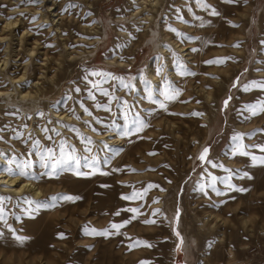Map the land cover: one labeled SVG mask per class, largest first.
I'll use <instances>...</instances> for the list:
<instances>
[{"label":"rangeland","instance_id":"374dc122","mask_svg":"<svg viewBox=\"0 0 264 264\" xmlns=\"http://www.w3.org/2000/svg\"><path fill=\"white\" fill-rule=\"evenodd\" d=\"M0 37V264H264V0H0Z\"/></svg>","mask_w":264,"mask_h":264},{"label":"bare ground","instance_id":"6f19581e","mask_svg":"<svg viewBox=\"0 0 264 264\" xmlns=\"http://www.w3.org/2000/svg\"><path fill=\"white\" fill-rule=\"evenodd\" d=\"M151 3H153V4H156L157 3V1L158 0H149ZM144 3H145V1H143ZM42 18H44V19H46V17L45 16H42ZM10 24H12V23H7V26H9ZM14 26H15V23H14ZM168 37V36H167ZM5 39V37H0V40H4ZM171 40V39H170ZM174 47H176L177 49H179V50H185L188 46H181L180 44H176L175 42H172L171 43ZM162 49V48H161ZM176 50V49H175ZM29 53H32L33 54V50H30V52ZM186 54V53H185ZM4 64V61H3V63H2V65ZM22 78V77H21ZM21 78H20V80H21ZM202 88V87H201ZM201 92V91H200ZM205 92V91H204ZM13 93V92H12ZM203 93V92H202ZM201 93V94H202ZM8 94V93H7ZM206 94V93H205ZM209 94V93H208ZM27 96H30V94H24V95H21V98H23L24 99V97H27ZM203 96H204V94H203ZM30 98V97H29ZM210 98V97H209ZM32 100V99H31ZM15 180H16V178H7V176H5V175H3V174H0V184H5L6 185V187H4V190L5 191H8V192H14V193H17V192H19V191H22V189H26L27 187H29L30 186V188H32V184L30 185V184H28V183H25V184H22L19 188L18 187H13L14 185H15ZM34 188V187H33ZM20 193V192H19ZM35 193H37V192H35Z\"/></svg>","mask_w":264,"mask_h":264}]
</instances>
